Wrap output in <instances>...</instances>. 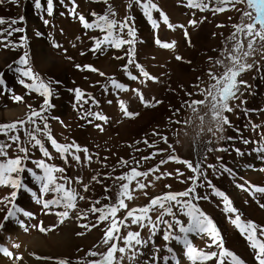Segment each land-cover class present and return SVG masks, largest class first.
Instances as JSON below:
<instances>
[{"label":"rangeland","instance_id":"obj_1","mask_svg":"<svg viewBox=\"0 0 264 264\" xmlns=\"http://www.w3.org/2000/svg\"><path fill=\"white\" fill-rule=\"evenodd\" d=\"M152 2L160 10H153L151 13L158 23L157 28H153L139 6L132 4L131 8L128 7L131 0H107V3L103 0H75L76 15L71 12L73 8L71 0H53L51 16L46 12L47 0H41L40 9L35 8L34 0L18 2L0 0V19L5 21L4 24H0V31L16 27L24 29L23 32H14L11 36L7 35L6 31L0 35V79L4 80V84L0 85V124L25 120L29 113V105L39 110L43 104L44 97L39 92L25 87L26 84H32L33 80L21 77L12 70L16 67L31 68L37 78L36 82L48 84L52 91V95L48 97L52 106L44 113L48 117L51 135L60 144L74 141L87 148L92 154V162L77 164L69 157L70 163L65 164L51 144L45 142L53 159L48 160L42 156L38 148H33L29 154L30 160L25 162L28 168H32L38 175H43V171L31 163V160L41 159L46 160L48 164L65 168L64 175L73 180L71 186L87 197L78 201V209L83 212L88 210L91 202L95 200L101 201L96 207L116 202L118 185L126 181H116L114 178L135 167V163L128 167L120 166L121 158L126 161H133L135 158L139 161L141 157L165 149L166 151L153 159L140 161L138 171L145 172L160 164L161 160L174 157L146 179L138 178L146 185L152 186L132 192L133 199H125L128 209L144 207L151 198L168 192L177 193L195 188L196 195L207 199L194 200L193 203L215 225L219 241L245 264H256L253 250L239 229L231 223V219L239 215L243 223L251 222L257 228H264V194L251 192L252 187H264V151H260L264 149V45H261L257 38L255 51L244 57L243 53L249 51L247 39L237 32L235 40H229L233 32H236L233 25L251 22L248 18L241 19L242 13L239 11L229 10L215 14L212 11H200L199 8L188 7V0ZM202 2L208 3L209 0ZM109 5L116 13L113 18L117 20L129 16L132 18L129 23L135 30V37L132 38L135 61L153 77L158 78L159 82L148 80L142 84L140 80L128 79L123 70V65L127 64L125 53L128 45L119 49L105 45L103 47L106 50L103 52L90 50L95 45L93 38L100 39L104 34L95 27L85 29L80 23L79 16L83 15L92 23L95 20L92 14L104 15ZM210 7H215V4H210ZM236 7L248 11L244 4ZM161 11L171 25L184 27L170 29L163 22ZM20 17L24 18L22 22L11 24L12 20L19 21ZM45 20L48 21L47 24L44 23ZM190 21L195 23L190 24ZM21 37L25 38L23 46L13 47L12 45L21 44ZM157 37L162 42H174V47L170 49L159 47L155 43ZM124 38L130 39L126 35ZM237 41L241 42L243 47L233 55H239L241 63L253 67L238 77L239 80L247 82V87L242 86V95L238 100L230 102L234 111L225 113L231 125H225L222 131H217V125L212 120V114L207 106H198L199 115L204 117L201 122L191 109L187 106L182 107V103L186 100L205 99L200 95V90L214 83L209 80L208 72L219 76L226 70L225 66H230L227 57ZM25 53L28 64L26 66L16 64L15 61ZM177 56L182 57V60H177ZM217 60L223 63L217 64ZM9 65H12V69H9ZM86 65L97 69L98 72L84 67ZM129 71L140 76L134 65H129ZM99 73L105 75L101 76ZM109 78L127 85L129 89H138L144 99L155 106L145 107L136 93L130 90L118 92L113 89ZM21 80L24 81L23 84ZM75 89H80L84 94L79 102L73 91ZM185 91L193 95L189 97ZM13 96L23 97L24 102H14ZM89 97L98 101L99 105L94 104ZM108 101L112 103L109 104ZM118 101H123L129 112L138 115L134 118L124 117ZM156 101L162 103L156 104ZM87 111L99 112L108 117V120L105 123L93 117L82 119ZM88 120H92V123L89 124ZM37 123L43 127L40 121ZM95 124H101L104 130L99 131ZM26 127L31 128L32 125ZM154 132H159L160 135H153ZM19 134L23 140L24 133L21 131ZM161 137H166L167 143H164ZM144 140L154 147L143 143ZM0 141H7V137L0 134ZM209 148L214 151H208ZM14 154L10 149L9 155ZM79 155L83 161L84 153L81 152ZM178 161L190 162L193 168L199 164L200 171H193L186 163ZM56 175L59 176L60 173ZM109 175L112 178H106ZM94 176L100 182L94 181L92 179ZM156 176L162 178L157 180ZM19 178L24 187L12 189L0 186V199L10 197V193L15 191L16 197L7 207L14 204L21 210L16 214V219L20 223L10 220L5 222L3 229H0V246L6 247L14 256L22 259L16 260L0 254V261L5 260L9 264H54V260L36 259L52 257L66 258L75 264L78 260L95 259L87 256L89 250L97 252L107 250L104 246L94 248L95 245H100L104 235V224L91 231L78 227L79 223L94 222L95 217L91 214L87 220L77 221L76 213L73 212L71 214L73 218L65 220L63 224L47 233L33 227L41 223L46 228L56 226L58 217L54 213L62 209L52 208L51 213L46 214L48 210L43 209L42 204L37 201L41 198L51 199L53 194H41V182L35 180L28 172L20 173ZM77 178L90 186L88 192H83V186L75 183ZM241 185L250 190L244 191ZM135 187L136 183L133 181L130 188ZM106 188L109 191L106 192ZM216 193H222L223 196ZM105 196L111 199H104ZM224 198L230 201L236 210L235 213L225 210ZM0 208H5V204L0 203ZM174 211L177 218L186 225L188 217L181 215L178 209L174 208ZM24 213H31V216ZM4 214L0 212V220ZM158 214L159 211L151 213L153 220ZM125 215L126 210L117 213L118 219H123ZM165 219L171 220V217L166 216ZM127 223L131 224V220L129 219ZM81 231H85V235L77 236L76 233ZM127 231L140 232L144 240L150 236L148 228L142 229L134 225L128 229L121 228V234L127 235ZM29 239H32V242ZM188 239L197 249L218 251L215 245L207 247L211 243L207 235L201 237L188 234ZM153 245L160 249L158 253H153ZM168 247L173 249L171 253L167 251ZM133 251L144 253L138 258L139 264H144L145 261H149V264H192L184 254L183 244L176 240L164 241L162 232L153 237L147 247L137 246ZM116 255L118 257L120 254ZM153 255L158 257L155 261H152ZM122 264H130L127 257ZM208 264H215V260L209 261Z\"/></svg>","mask_w":264,"mask_h":264},{"label":"snow or ice","instance_id":"obj_2","mask_svg":"<svg viewBox=\"0 0 264 264\" xmlns=\"http://www.w3.org/2000/svg\"><path fill=\"white\" fill-rule=\"evenodd\" d=\"M13 2H18V0H13ZM107 3V0H103ZM73 8L71 10L73 15L75 13V0H71ZM214 3L215 7H210V4ZM132 4L139 6L143 14L147 17L149 22L152 24L153 28L158 27L157 21L152 17V11H160L158 6L152 2V0H131V3L128 5L131 8ZM239 4H244L248 11L237 8ZM34 6L37 9L41 8V0H34ZM188 7L199 8L200 11H212L215 13H222L229 10H235L242 13L241 19L248 18L251 22L244 25H233V28L236 29V32H233L232 36L229 37V40H235L237 32L240 33L244 39H247V47L249 51L244 52V57H247L251 54L252 51H255L254 45L257 41V38L261 45H264V0H209L208 3L195 2V0H188ZM231 6V7H229ZM46 12L49 16L53 14V0H47ZM95 20L92 23H89L83 15L79 16L80 23L85 29L97 28L104 35L102 38L95 40V45L92 49L93 52H103L105 51V45L112 48H122L124 45H128L129 48L125 53L127 58V64L123 65V70L128 77V79L136 81L140 80V83H145L148 80L156 83L159 82L158 78L153 77L148 73L139 63L135 61V49L134 38L135 30L130 25L129 21L132 19L130 16L125 17L123 20H117L115 17L116 13L109 5L107 12L104 15H99L93 13ZM161 18L168 27H184L183 25L173 26L168 22L167 16L161 11ZM23 17L19 18V21L12 20L11 24L15 25L18 22L23 21ZM5 21L0 19V24H4ZM45 24L48 23L47 20L44 21ZM190 24H194L195 21H190ZM220 26V25H218ZM6 31L7 35L11 36L14 32H23L24 29L21 27L10 28V30L0 31V35ZM125 35L130 39H125ZM185 36L187 32L185 31ZM24 37H21L20 45H12L13 47L23 46ZM155 43L164 49H170L174 47L173 43L162 42L157 37ZM7 46V45H6ZM243 47L242 43L237 41L229 52L227 59L230 61V66H225L226 70L219 76L209 71L208 76L210 83L207 88L200 90V95H203L205 99L196 100L192 99L191 101H184L182 107L187 106L191 111L197 115V118L203 122L204 117L199 115L198 106L204 105L207 106L209 111L212 114V120L217 125V131H222L225 125H231L229 118L225 113L234 111L231 106V101L238 100L240 95H242L241 87H247V82L239 80L238 77L245 71L250 70L253 65L241 63V57L239 55H233V53H238ZM83 55V53H82ZM27 53L21 55L16 64L21 66H26L28 61L26 59ZM125 57H117V59H124ZM177 60H182V57L177 56ZM210 60L212 58H209ZM217 64H222L220 60L216 61ZM129 65H134L136 69L139 70L140 76L132 74L129 71ZM9 69H12V65L8 66ZM79 68L80 66L77 65ZM89 68L91 71L98 72L97 69L92 68L91 66H84ZM15 72L19 73L21 77H27L33 80V83L30 85H25L26 88L31 89L32 91H37L39 94L44 97L43 104L39 110L31 108L29 105V113L25 120H17L7 124H0V134L7 137V141H0V186L11 187L12 189H18L24 187L21 183L19 174L22 172H28L35 180L40 181V191L41 194L52 193L51 199H38V203L42 204L43 209L48 210L46 214L51 213L52 208L62 209L56 211L54 214L58 217V224L53 227L46 228L41 223L40 225H33L37 228L38 231L42 233H47L53 231L55 227L59 224H63L65 220L71 219L72 213L75 212V219L77 221L87 220L89 214L95 217L94 222L89 223H79L78 227L85 229L86 231H91L93 228H99L101 224H104L103 228V237L101 239L100 245H95V247L104 246L106 251L97 252L95 250H89L87 253L88 257H94L95 259L81 261L78 260L75 264H122V261L127 257L130 264H139L138 258L144 253L139 251H133L137 246L140 248L147 247L149 242L152 241L158 233L162 232V238L164 241L176 240L178 243H182L185 249V255L192 262V264H208L209 261L215 260V264H245V262L233 254L231 251L227 250L222 241H219V233L216 230L215 225L212 221L199 209V207L193 203L194 200L207 199V197H200L195 194V188H189L182 192L172 193L168 192L161 196L153 197L150 199L149 203L144 207L128 209L125 199H133L132 192L137 190H145L147 187L152 186L151 184H145L139 177H144L145 179L152 173L159 170V168L168 162V160L174 159V157H168V159L161 160L160 164L156 165L153 168L148 169L145 172L138 171L141 166L140 161H148L153 159L156 155L162 154L165 149H160L157 152L152 153L149 156L141 157L140 160L126 161L121 158L119 161L120 166L128 167L131 163H135V167H131L130 170L122 175L115 177L116 181H126L118 185L117 199L115 203L100 205V200H95L91 202V206L88 210L81 212L78 209V201L87 199L86 196L82 195L76 188L72 187L73 180L64 175L65 168L59 167L55 164H48L46 160H31L36 168L43 171V175H38L36 171L32 168L26 166V161L30 160V151L33 148H38L43 157L48 160L53 159L51 153L45 146V142L51 144L52 148L59 154L60 158L64 161L65 164H69V157L71 161H75L77 164H89L92 162V154L87 148H83L80 145L76 144L74 141L69 144H60L55 138L51 135L49 125L47 123L48 117L44 115L48 109L52 106L49 103L48 97L52 95L51 88L48 84L43 82H36V77L34 76L31 68L28 67H16L12 69ZM101 76L105 75L104 73H99ZM141 77L143 79H141ZM111 87L119 91H132L136 93L139 97L140 102L145 107L155 106L154 104L146 101L143 97L142 92L138 89H129L127 85L116 81L114 78H109ZM22 84L23 80L20 81ZM4 84V80L0 79V85ZM194 87H199V85H194ZM75 92L76 100L79 102L83 93L80 89L73 90ZM105 91L107 92V86H105ZM185 94L189 97L193 93L185 91ZM12 99L14 102L22 103L23 97L13 96ZM94 104L97 106L99 102L94 98L89 97ZM109 104L112 101H108ZM156 104L162 103V101H156ZM120 110L124 117L134 118L138 113H131L127 110L126 105L123 101H118ZM179 109L176 110L178 112ZM88 117H93L95 120L107 122L108 117L99 113L87 111L82 119H87ZM40 121L43 124V127L37 123ZM88 123L91 124L92 120H88ZM26 125H32L31 128L26 127ZM95 127L99 131H103L101 124H95ZM24 133V139L20 137V132ZM211 131V129H209ZM10 133H14L11 134ZM153 135L159 136V132H154ZM164 143H167L166 137H161ZM139 143V142H138ZM143 143L148 144L149 147H154V145L149 144L147 140H144ZM15 146V147H14ZM171 147V145H169ZM13 150L14 155H9V150ZM223 150V149H215ZM139 151V149H137ZM208 151H214V149L209 148ZM264 151V149H260ZM83 152V161L79 153ZM186 163L187 166L193 171H200L199 164L195 168L191 165L190 162L178 161ZM209 167H212L209 165ZM227 170V169H226ZM56 173H60L59 176ZM182 175V173H178ZM203 175V173H200ZM170 175V174H165ZM106 178H112L110 175ZM162 176H156L155 179H161ZM92 179L96 182L97 177L94 176ZM192 179V178H190ZM135 181L136 187L130 188L132 182ZM76 184H81L83 186V192H88L90 186L83 184V181L79 178L75 180ZM209 186L210 183H209ZM170 187V186H167ZM244 191H249V188H244L243 185L240 186ZM105 191H109L108 188ZM251 192L253 194L260 193L264 194V187H252ZM217 195L223 196L222 193H216ZM145 195H147L145 191ZM16 197V192L12 191L10 197L6 196L0 199V203L5 204V208H0V212H4L2 220H0V229H3L5 222L15 221L20 223L16 219V214L21 210L16 208L13 204L12 207H7L8 204H11L12 200ZM104 199H111L108 196H105ZM225 210L229 213H235L236 210L231 206L230 201L227 198H224ZM178 209L180 214L188 217V222L185 225L180 219L177 218V214L174 211ZM121 210H126V215L123 219H118L117 213ZM159 211V214L153 220L151 213ZM98 214V215H97ZM26 216H31V213H24ZM166 216H170L171 220L165 219ZM131 220V224H128L127 221ZM231 223L239 229L241 235L245 237L248 241L249 247L253 250V256L256 261V264H264V228H257L251 222L247 224L241 221L239 215H235L231 219ZM137 226L140 228H148L150 236L147 240L141 238L140 232L136 231H127V235L121 234V228L128 229L131 226ZM22 227L24 225L21 224ZM27 231V228H25ZM177 233H183V236L178 235ZM188 234H196L203 237L207 235L211 240V243L207 245L208 248L215 247L218 251H204L197 249L193 246L192 242L188 239ZM77 236L85 235V231L77 232ZM121 244L123 246H121ZM19 247V245H14ZM153 253H158L159 248H156L153 245ZM167 251L171 253L172 248L168 247ZM116 253L120 255L117 257ZM129 253H131L129 255ZM0 254L8 258H14L16 260L22 259V257L14 256L6 247L0 246ZM158 257L156 255L152 256V261H155ZM36 259H48L54 260V264H73L72 261H69L66 258H52V257H36ZM167 259V258H165ZM144 264H149V261H145Z\"/></svg>","mask_w":264,"mask_h":264},{"label":"bare ground","instance_id":"obj_3","mask_svg":"<svg viewBox=\"0 0 264 264\" xmlns=\"http://www.w3.org/2000/svg\"><path fill=\"white\" fill-rule=\"evenodd\" d=\"M164 56H165V55H164ZM249 179H250V177H249ZM7 227H8V226H7ZM7 229H9V228H7ZM29 241L32 242V239H29ZM30 242H29V243H30ZM36 243H38V242L36 241ZM0 264H9V263H8L7 261H5V260H1V261H0Z\"/></svg>","mask_w":264,"mask_h":264}]
</instances>
